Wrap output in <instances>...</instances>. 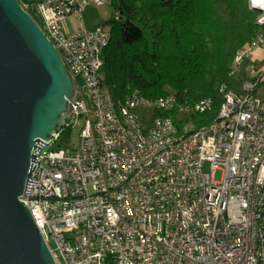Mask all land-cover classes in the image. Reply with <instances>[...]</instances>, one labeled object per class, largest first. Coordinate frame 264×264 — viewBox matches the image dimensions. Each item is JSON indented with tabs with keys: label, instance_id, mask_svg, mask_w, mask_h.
<instances>
[{
	"label": "built area",
	"instance_id": "1",
	"mask_svg": "<svg viewBox=\"0 0 264 264\" xmlns=\"http://www.w3.org/2000/svg\"><path fill=\"white\" fill-rule=\"evenodd\" d=\"M113 2L22 4L41 17L79 91L63 125L34 148L22 196L52 256L61 264H264V97L257 95L264 58L256 54L264 50V17L239 57L247 79L214 125L182 134L171 116L158 114L204 113L211 97L147 99L133 91L125 97L129 115L140 119L143 107L154 121L139 133L117 126L101 84L108 26L83 22L86 6ZM68 17L82 25L68 30ZM76 127V143L61 141ZM161 127L172 134L158 136Z\"/></svg>",
	"mask_w": 264,
	"mask_h": 264
},
{
	"label": "trees",
	"instance_id": "2",
	"mask_svg": "<svg viewBox=\"0 0 264 264\" xmlns=\"http://www.w3.org/2000/svg\"><path fill=\"white\" fill-rule=\"evenodd\" d=\"M112 7L120 18L111 19L101 84L115 98L133 91L147 99L212 97V110L184 119L176 111L158 112L171 116L182 134L214 121L223 102L219 86L227 82L233 88L229 73L236 54L262 30L259 12L247 0H114ZM31 14L41 24V17ZM72 134L66 129L61 141H70Z\"/></svg>",
	"mask_w": 264,
	"mask_h": 264
},
{
	"label": "water",
	"instance_id": "3",
	"mask_svg": "<svg viewBox=\"0 0 264 264\" xmlns=\"http://www.w3.org/2000/svg\"><path fill=\"white\" fill-rule=\"evenodd\" d=\"M79 91L19 0H0V264H56L23 202L33 149L56 133Z\"/></svg>",
	"mask_w": 264,
	"mask_h": 264
},
{
	"label": "bare ground",
	"instance_id": "4",
	"mask_svg": "<svg viewBox=\"0 0 264 264\" xmlns=\"http://www.w3.org/2000/svg\"><path fill=\"white\" fill-rule=\"evenodd\" d=\"M248 2H249L250 7L252 6V9L257 10L259 12V16L257 18V23L260 24L261 20L264 17V0H248ZM114 15H115V19H119L120 18L119 10H114ZM39 25L42 28L43 32L46 34V36L51 41L49 30L43 29L42 19H41V24L39 23ZM111 40H112V31H111V27L108 26V27H106V35H104V42L102 44L101 69H102L103 63H104L103 51L110 44ZM246 48H247V45L242 47L237 52V54H236V56L232 62V65H231V69H230V73H229L230 76L234 77L235 74L237 73V70L239 69V65H238L239 64V57L242 56V54L244 53V49H246ZM104 90H105L106 99H108L110 106H111V112H112L113 119H115L117 126L123 128V129L129 130V131L146 133V127L143 126L140 119H137L136 117L129 115L128 109H126L125 98H115L109 89L104 87ZM232 92H236V91L233 88H231L227 82H223L219 86V93L223 97V102L221 104V107H220V110H219L217 117L215 118L214 121H212L207 126L214 125V122H216L217 118H220V116L223 115V111H225V109H226V106L228 104V99L231 98ZM70 100H72V99H70ZM211 102H212V106H210V108L207 109L206 112L213 109L214 99L212 97H211ZM190 126H191L190 122L186 123L185 124V131H187V129ZM170 134H172V127H161L158 129V136H168ZM183 134H187V133H183ZM258 235L264 236V227H258ZM53 258H54L56 264H61V262L58 261V257H53Z\"/></svg>",
	"mask_w": 264,
	"mask_h": 264
},
{
	"label": "rangeland",
	"instance_id": "5",
	"mask_svg": "<svg viewBox=\"0 0 264 264\" xmlns=\"http://www.w3.org/2000/svg\"><path fill=\"white\" fill-rule=\"evenodd\" d=\"M113 18H115L114 9L112 6L109 5L97 6L95 4H91L86 6L83 11V21L86 28L88 29L96 28L101 24L110 26L111 19ZM64 24L66 25L67 29L70 31H75L82 25L80 19L76 17L67 18ZM246 79H247V71L245 69V66L243 65L237 70V73L234 76L233 89L236 92L241 91V86L243 84V81ZM257 95L260 97H264V84L260 86L259 89L257 90ZM137 114L144 127H149L153 124L154 121L151 110L147 108L139 107L137 109ZM187 117H189V115H182V118H187ZM80 131H81L80 127H76L73 129L72 140L74 143L77 142ZM205 168L210 169L211 165L207 162ZM222 174L223 172L221 170H217L215 173V179L218 181L221 180ZM51 245H53V243H51Z\"/></svg>",
	"mask_w": 264,
	"mask_h": 264
},
{
	"label": "crops",
	"instance_id": "6",
	"mask_svg": "<svg viewBox=\"0 0 264 264\" xmlns=\"http://www.w3.org/2000/svg\"><path fill=\"white\" fill-rule=\"evenodd\" d=\"M256 54L258 57L260 56V57L264 58V50H259L256 52Z\"/></svg>",
	"mask_w": 264,
	"mask_h": 264
}]
</instances>
